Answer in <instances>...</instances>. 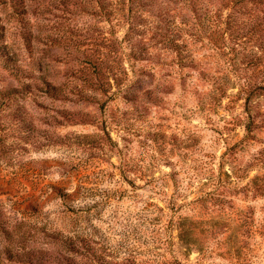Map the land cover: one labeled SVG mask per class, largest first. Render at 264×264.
Returning a JSON list of instances; mask_svg holds the SVG:
<instances>
[{"label":"rangeland","instance_id":"rangeland-1","mask_svg":"<svg viewBox=\"0 0 264 264\" xmlns=\"http://www.w3.org/2000/svg\"><path fill=\"white\" fill-rule=\"evenodd\" d=\"M258 175L264 0H0V264H264Z\"/></svg>","mask_w":264,"mask_h":264},{"label":"trees","instance_id":"trees-1","mask_svg":"<svg viewBox=\"0 0 264 264\" xmlns=\"http://www.w3.org/2000/svg\"><path fill=\"white\" fill-rule=\"evenodd\" d=\"M47 91L49 94H52L54 96L60 95L63 93V87H58V86H54L50 83L47 84ZM260 175L256 176L253 180H252V184H254V186H256V192L260 195V196H264V179L261 180ZM259 227L261 228V231H263V235H264V224L259 225ZM180 236V240H181ZM63 246L67 247V249L70 252H75L77 250H79V245L81 243H84L86 245L85 242H88L87 240H85V238H83L82 236H80L79 234H74V235H70L67 234L65 236H63ZM191 245H195V242H190L189 243V247H191ZM173 264H181L178 260H175V262Z\"/></svg>","mask_w":264,"mask_h":264}]
</instances>
